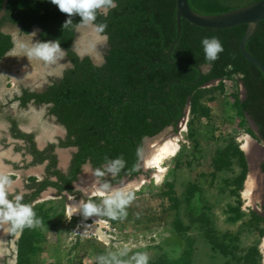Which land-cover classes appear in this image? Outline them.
Here are the masks:
<instances>
[{
    "label": "trees",
    "instance_id": "obj_1",
    "mask_svg": "<svg viewBox=\"0 0 264 264\" xmlns=\"http://www.w3.org/2000/svg\"><path fill=\"white\" fill-rule=\"evenodd\" d=\"M261 0H188V6L196 14L215 16L235 11ZM116 7L101 9L97 12L93 26L107 24L103 33L107 49L101 64L96 65L90 57H80L72 49L76 29L82 25L81 17H71L73 24L67 29L62 25L69 19L51 0H8L6 11L0 21V62L13 49L11 35L2 31L4 25L19 28L20 33L28 35L32 28H38V40L60 41L61 48L67 53L69 67L62 70L59 79L52 81L41 91L21 89L19 95L12 98L20 108L28 104L47 106L48 115L64 129L65 136L55 143H48L42 150L36 147L33 133H24L19 129L16 118L0 109V118L9 124V135L13 140L21 141L22 167L12 164L14 169H27L45 163L44 178L36 181L30 177L24 184L23 203L34 204L40 194L48 188L54 189L56 196L63 194L79 197L73 183L77 181L81 168L89 165L94 175L97 168H105L107 161L123 156L125 168L117 175L96 178L110 186L118 184L123 178L133 179L143 172L140 168L144 141L152 139L167 128L176 130L188 104L191 121L188 137L195 141L193 125L200 118L209 119V109L205 102L217 88H204L205 85L234 78L244 88V96L237 92L231 95V107L239 119L238 125L244 132L264 143V75L249 63L239 51V43L247 31V25L228 29H207L180 19V33L170 52L167 50L176 38L175 0H114ZM2 0H0V9ZM218 37L224 51L214 62L205 58L202 39ZM245 51L264 65V20L260 21L254 35L244 46ZM198 68H202L200 73ZM222 90V85L219 84ZM248 119L257 127V137L249 127ZM196 144V142H194ZM74 148L66 172L57 168L55 149ZM233 165L239 169V176L226 180L229 194L236 198L234 206H228L232 216L228 221L237 222L244 217L240 210L239 196L242 190L247 165L245 157L234 137L224 141L216 151L213 168L220 172L230 170ZM264 172V164L261 165ZM13 180V176H10ZM169 201L168 211L173 213L174 231L185 234L190 226H185L178 211L180 200L174 195L172 185L167 184ZM196 187H188L185 201L188 203ZM16 194H9L14 200ZM99 205V204H98ZM44 204L33 205L41 226L14 229L12 235L19 232L17 241L16 264H38L43 252L44 231L54 215ZM264 213V206L262 207ZM248 225L258 229V235L264 234V214L250 211ZM50 217H49V216ZM103 215V214H102ZM59 216H62L60 213ZM123 216L108 219L113 223ZM164 217V216H163ZM199 223L203 236L211 250L232 264H259L260 253L257 245L242 249L238 246V236L216 234L208 226L206 216L190 219V223ZM262 226V227H260ZM161 256L155 263L169 264ZM191 251L187 248L182 256L170 264H190ZM112 264H116L112 261ZM58 264V263H47ZM109 264V263H108Z\"/></svg>",
    "mask_w": 264,
    "mask_h": 264
},
{
    "label": "rangeland",
    "instance_id": "obj_2",
    "mask_svg": "<svg viewBox=\"0 0 264 264\" xmlns=\"http://www.w3.org/2000/svg\"><path fill=\"white\" fill-rule=\"evenodd\" d=\"M2 31L11 35L14 46L0 62V109L16 118L21 131L33 133L36 146L43 149L47 143L55 142L64 136L63 128L48 115L47 106H35L30 103L22 109L11 100L19 95L21 89L43 91L49 83L59 79L62 70L69 67V63L66 56L55 64H46L35 58L29 60L24 56L25 52L18 45L24 43L31 46L32 43L38 42L39 30L36 27L32 28L28 35L21 34L19 28L12 25H4ZM106 49L105 37L101 36L92 24H82L78 27L77 39L73 45L74 52L90 57L94 64H101ZM219 84L222 85V90L218 88ZM211 87H216L217 90L205 102L210 118L202 117L193 125L196 144L188 137L191 121L188 107L176 130L167 128L156 137L144 141L139 165L143 173L133 179H122L119 184L114 185L117 189L125 184L135 187L129 191L134 194V199L125 209L126 216L113 223L107 215L88 218L83 216L84 203L91 199L100 205L103 199V196L91 197L93 190L83 186L82 180L89 172L96 181V189L99 188L98 180L87 165L83 167L82 176H79L82 177L80 181L78 178L79 183L77 181L74 185V189L79 191L81 196L58 197L53 190H48L34 202H41L44 209H50L54 214L48 223L49 229L44 231L43 252L38 258V264H112V261L116 263L117 260L122 264H135L132 256L138 252L148 254V264L155 263L161 256H165V261L170 264L180 258L187 248L191 251L190 264H232L231 259L211 250L199 223H190L191 217L199 216L207 217L208 226L212 227L219 238L224 234L237 235V244L242 249L256 244L260 253L259 264H264V234L260 237L258 229L248 225L250 211L262 215L255 205L256 202H252L257 191V182H253L250 176L248 181L253 183L252 189L246 190L243 195L244 182L247 180L246 171L242 190L239 192L240 210L244 217L237 222H230L228 217L232 214L227 212V207L234 206L236 198L229 194L228 190L232 186L228 188L226 180L237 178L239 169L233 165L230 170L218 172L212 166L216 151L230 137H234L242 150L246 142L249 143L244 128L239 127V119L231 107V95L237 92L240 98H243L244 93L241 84L234 78L221 83L213 81L204 86ZM171 136H178L180 139V150L175 157L165 162L164 178L161 183L156 184L153 178L155 171L144 167L142 161L144 163L152 154L151 145ZM18 146L22 148L23 145L10 138L8 124L0 118V174H13V183L8 188L10 194L25 193L23 186L29 176L36 179L42 177V167L17 172L4 169L11 163L22 166L21 152L14 150ZM72 152L71 148L57 150L61 168L66 167ZM112 176L106 173L107 178ZM167 184L172 185L174 195L180 200L178 216L185 226H190L182 235L177 234L172 226L174 214L165 215L169 207ZM190 185H194L196 190L187 203L185 198ZM68 208L77 216L69 217ZM60 213L62 216H59ZM1 227L3 230L0 231V264H16L19 232L12 235L8 222H0ZM101 256H104V261H99ZM113 256L116 260H113Z\"/></svg>",
    "mask_w": 264,
    "mask_h": 264
},
{
    "label": "clouds",
    "instance_id": "obj_3",
    "mask_svg": "<svg viewBox=\"0 0 264 264\" xmlns=\"http://www.w3.org/2000/svg\"><path fill=\"white\" fill-rule=\"evenodd\" d=\"M51 3L56 5L62 13L68 15L67 19L62 25L63 29L69 28L73 24L71 17L79 15L81 17V24H94L97 17L98 10L115 8L114 0H51ZM107 28L106 23L95 25V30L98 33H103ZM205 58L209 62H214L219 58V54L224 51L223 45L218 37H205L201 41ZM18 47L25 52L29 60L30 58L39 59L46 64H55L65 58L66 52L61 48L60 41H44L35 42L31 46L21 43ZM107 161L106 167L95 170L97 177H103L106 173L117 175L125 168L126 161L123 156H118L115 159ZM13 181L9 175L0 174V222H11L14 229L23 230L27 228H35L41 226L42 220L37 217L34 207L31 204L23 203V197L16 195L14 200L9 199L8 188ZM98 192L103 196L102 203L96 204L93 200H88L82 205V214L85 218L94 215H107L112 219L118 216H126V207L134 199L132 192L124 189L114 190L109 183H103L99 186ZM104 256L99 257V261H104ZM135 264H148L149 256L147 253H135L132 256ZM113 260H116L113 256ZM116 264H122L116 261Z\"/></svg>",
    "mask_w": 264,
    "mask_h": 264
},
{
    "label": "water",
    "instance_id": "obj_4",
    "mask_svg": "<svg viewBox=\"0 0 264 264\" xmlns=\"http://www.w3.org/2000/svg\"><path fill=\"white\" fill-rule=\"evenodd\" d=\"M8 0H2V5L0 9V21L3 18L5 11H6V5ZM175 15H176V28H177V34L176 38L171 44V46L167 50L168 58L170 60V52L172 47L176 44L179 33H180V19H184L187 22H189L192 25H195L197 27L201 28H207V29H228L231 27L239 26V25H247V31L243 38L241 39L239 43V51L241 55L253 66L258 68L264 75V65L259 62L257 59L249 55L245 49L244 46L247 43V41L254 35L258 28V24L260 21L264 20V0H261L257 3H254L252 5L246 6L241 9H237L235 11L221 14V15H215V16H205V15H199L191 11V9L188 6V0H175ZM95 27V26H94ZM77 31L76 29V36L72 43V49L73 45L77 39ZM80 56V54H78ZM84 57V56H80ZM171 61V60H170ZM99 65V64H96ZM200 73H202V68H198ZM242 87V86H241ZM243 93L244 88L242 87ZM188 109V104L186 106V109L183 111V116L180 119V121L183 119L186 110ZM250 125L254 127V124L252 121H250ZM175 135V133H172ZM247 139L252 145L251 149L249 151H244L241 148V151L244 154L246 165H247V180L244 182V189L242 194L244 195L245 191L247 190V185H250L248 179L250 176L256 175L257 177V191L255 194V198L252 202H256V195L259 196V204H261V192H262V186H263V171L261 169V163L264 160V150L263 146L257 142L255 139L249 137L248 135ZM254 151V152H251ZM257 151V152H256ZM143 164V161H142ZM77 183V182H76ZM99 186L101 185L98 183ZM111 188H115L114 186H111ZM242 195V198L244 197ZM256 204V203H255Z\"/></svg>",
    "mask_w": 264,
    "mask_h": 264
},
{
    "label": "bare ground",
    "instance_id": "obj_5",
    "mask_svg": "<svg viewBox=\"0 0 264 264\" xmlns=\"http://www.w3.org/2000/svg\"><path fill=\"white\" fill-rule=\"evenodd\" d=\"M179 143H180V139L178 138V136H171V137H167L164 140L150 146V150H151L152 154L148 158L145 159L143 165H144V167L151 168L155 171L153 178H154V181L156 184L161 183L163 178H164L165 171H166V169L164 168L165 162L167 160L175 157L178 154V152L180 150ZM251 147H252V145H250V143L246 142L243 150L249 151L251 149H254ZM254 151H255V149H254ZM254 151H251V152H254ZM251 179L253 182H257L256 175L251 176ZM82 181H83V186L86 189L92 187L91 186L92 180H91V177L89 174H85L84 179ZM252 184L253 183H250V185H247V191H250L252 189V186H253ZM113 189L118 190L117 188H113ZM119 189H124L126 191H130L132 189H135V187L132 186L131 184L130 185L125 184L124 187H121ZM101 196L102 195L98 192V189L97 190L93 189V191L91 192V197H101ZM67 215L69 217L70 216H72V217L77 216V214H74L72 212V210H70L69 208L67 209ZM0 255H2L1 252H0Z\"/></svg>",
    "mask_w": 264,
    "mask_h": 264
},
{
    "label": "flooded vegetation",
    "instance_id": "obj_6",
    "mask_svg": "<svg viewBox=\"0 0 264 264\" xmlns=\"http://www.w3.org/2000/svg\"><path fill=\"white\" fill-rule=\"evenodd\" d=\"M180 122V121H179ZM178 122V123H179ZM8 124V123H7ZM248 124H249V127L252 129V131L254 132V134L257 136V137H259V134H258V132H257V127L254 125V127H252L251 125H250V120L248 119ZM178 125V124H177ZM176 125V126H177ZM64 130V129H63ZM8 132H9V124H8ZM22 132H24V131H22ZM24 133H27V132H24ZM245 135H247L246 133H245ZM10 136V135H9ZM64 136H65V131H64ZM63 136V137H64ZM249 136V135H248ZM62 137V138H63ZM250 137V136H249ZM11 138V137H10ZM252 138V137H251ZM12 139V138H11ZM58 139H60V138H58ZM34 140H35V138H34ZM17 141V140H16ZM56 141H57V139H56ZM55 141V142H56ZM257 141V140H256ZM19 142H21V141H19ZM55 142H49V143H55ZM258 142V141H257ZM35 143H36V140H35ZM262 146H263V150H264V143L262 142V141H260L259 142ZM48 144V143H47ZM37 147V146H36ZM38 148V147H37ZM39 149V148H38ZM66 149H70V148H66ZM71 149H73V152H72V154L75 152V149L74 148H71ZM39 150H42V149H39ZM57 150H59V149H55V154H56V156H57ZM72 154L70 155V158H69V160H68V162H67V165H66V167L63 169V168H61L60 166H59V160H58V157H57V168L60 170V171H62V172H66V170H67V168H68V166H69V162H70V159H71V156H72ZM22 157V156H21ZM22 160H24L26 163L27 162H29L30 160H31V158H30V156H28V155H26L25 157H24V159H22ZM23 162V161H22ZM7 164H9V163H7ZM12 164V163H11ZM11 164H9L8 166H9V170H11L12 172H17V171H26V170H30V169H35V168H39V167H42V177L40 178V179H36L34 176H29L28 178H30V177H33V178H35L36 179V181H41L43 178H44V167H45V163L43 164V165H40V166H35V167H29V168H27V169H22V168H20V169H14L13 167H12V165ZM262 164H264V160L262 161V163H261V165ZM21 165H23V163H21ZM84 166H86V165H84ZM83 166V167H84ZM87 166H89V165H87ZM22 167V166H21ZM83 167L81 168V173H82V170H83ZM89 168H90V166H89ZM91 169V168H90ZM91 171H92V169H91ZM88 172V171H87ZM93 172V171H92ZM81 173L79 174V176L81 175ZM83 174V173H82ZM88 174H90L89 172H88ZM94 174V173H93ZM263 174H264V172H263ZM7 175H9V176H13V174H7ZM91 175V174H90ZM79 176H78V178H79ZM82 176V175H81ZM95 176V175H94ZM14 177V176H13ZM80 178H82V177H80ZM80 178H79V181H80ZM91 178H92V175H91ZM95 178H96V176H95ZM97 179V178H96ZM123 179H125V178H123ZM98 180V179H97ZM77 181H78V179H77ZM76 181V182H77ZM79 181H78V183H79ZM76 182H74L73 183V187H74V185L76 184ZM25 183H26V181H25ZM24 183V184H25ZM98 183H100V184H103V183H101L99 180H98ZM120 183V182H119ZM118 183V184H119ZM96 182L94 181V178H92V183H91V188H90V190H93V189H96ZM94 186V187H93ZM112 186H114V185H112ZM23 188H24V186H23ZM48 190H53L54 191V193H55V196H56V192H55V190L54 189H51V188H48L47 190H45L44 192H42L41 194H40V196H39V198L40 197H42V195H43V193H45L46 191H48ZM97 190V189H96ZM26 193V192H25ZM25 193H23V194H25ZM8 194H10L9 192H8ZM18 195H22V194H18ZM261 204H259L258 202H259V196L257 195L256 196V206L261 210V212H262V215L264 214L263 213V210H262V207L264 206V175H263V186H262V192H261ZM66 196H70V195H67V194H63V197H66ZM38 198V199H39ZM37 203V202H36ZM35 203V204H36ZM41 203V202H40ZM8 228H9V230H10V232H11V229H10V227H9V222H8ZM2 230H3V228L1 227L0 228V231L2 232ZM1 232H0V236L2 235L1 234ZM11 234H12V232H11Z\"/></svg>",
    "mask_w": 264,
    "mask_h": 264
},
{
    "label": "crops",
    "instance_id": "obj_7",
    "mask_svg": "<svg viewBox=\"0 0 264 264\" xmlns=\"http://www.w3.org/2000/svg\"><path fill=\"white\" fill-rule=\"evenodd\" d=\"M2 160V159H1ZM4 169H6V170H8L9 169V166H5V168Z\"/></svg>",
    "mask_w": 264,
    "mask_h": 264
}]
</instances>
